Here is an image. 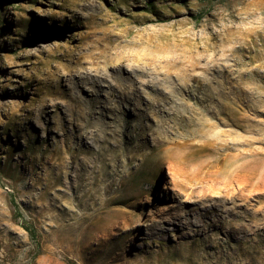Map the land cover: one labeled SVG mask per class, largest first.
Segmentation results:
<instances>
[{"label":"rangeland","instance_id":"1","mask_svg":"<svg viewBox=\"0 0 264 264\" xmlns=\"http://www.w3.org/2000/svg\"><path fill=\"white\" fill-rule=\"evenodd\" d=\"M1 25L0 264H264V191L254 231L199 212L264 170V0H0Z\"/></svg>","mask_w":264,"mask_h":264},{"label":"bare ground","instance_id":"2","mask_svg":"<svg viewBox=\"0 0 264 264\" xmlns=\"http://www.w3.org/2000/svg\"><path fill=\"white\" fill-rule=\"evenodd\" d=\"M251 179L253 180V182L251 181L252 183H249ZM247 181L248 183L242 185L239 191L236 194L232 195V197L227 198V196L225 195L226 200H224L222 204L213 201L212 203L207 205L208 207L204 209L203 212L199 210V212L203 213V215H206L209 212L216 215V220H212L210 225L216 228L218 231L221 232L222 229H224L227 233L240 232L242 230L254 231L257 220L254 214L256 212V209H253V207L255 206V202L257 201V194L254 193L250 197L248 195L250 194L248 191L250 187L252 189H260L264 191V170H256L251 178H247ZM246 191L247 193H245ZM212 198H214V196L209 197V199ZM225 203H231V205L229 207H225ZM197 208V206H187L181 205L179 203L172 205L173 212H171L167 218H160L158 222H166L170 224L178 223L183 217H186L190 211L197 210ZM236 209H239V211H237ZM250 209L252 210L251 212H249ZM223 216L236 217V219L224 220Z\"/></svg>","mask_w":264,"mask_h":264},{"label":"trees","instance_id":"3","mask_svg":"<svg viewBox=\"0 0 264 264\" xmlns=\"http://www.w3.org/2000/svg\"><path fill=\"white\" fill-rule=\"evenodd\" d=\"M6 28H7V27H6L5 25H1V26H0V32L3 31V30H6ZM141 172H142V174H141V176H139L138 179H139L142 183H147L148 181H147L146 178L144 177V174H145V175L149 174V168H147V167H143Z\"/></svg>","mask_w":264,"mask_h":264}]
</instances>
